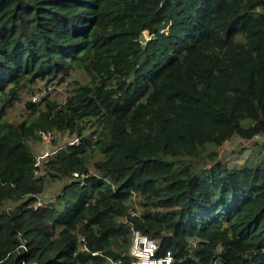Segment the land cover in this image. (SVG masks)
Segmentation results:
<instances>
[{
	"label": "trees",
	"instance_id": "obj_1",
	"mask_svg": "<svg viewBox=\"0 0 264 264\" xmlns=\"http://www.w3.org/2000/svg\"><path fill=\"white\" fill-rule=\"evenodd\" d=\"M234 134L264 135V0H0V264H131V224L172 264H264V155L229 165Z\"/></svg>",
	"mask_w": 264,
	"mask_h": 264
},
{
	"label": "rangeland",
	"instance_id": "obj_2",
	"mask_svg": "<svg viewBox=\"0 0 264 264\" xmlns=\"http://www.w3.org/2000/svg\"><path fill=\"white\" fill-rule=\"evenodd\" d=\"M52 86L53 88L50 91V96H53L60 101H63L66 94L68 93V89H69L68 83H62L60 85H52ZM19 109H20V105L17 103L10 112L11 116L16 115L12 117V119L18 118L17 113L20 111ZM63 134L64 135L61 136V138L60 136L55 135V138L57 136L59 140H61L59 145L63 144L66 141L68 142L70 140L69 138H66L65 133ZM52 140H53V137L48 142H45V141L42 142L41 139H36L35 142L33 140H29V143L34 150V153L36 155H39L42 152H45L48 150L50 151V148L52 147L50 145ZM255 145L260 146V147H256ZM263 146H264V138H261L259 140L253 139V137L245 139L238 134H234L224 142L223 148L226 152H228L226 153L224 160H226V162L229 165H235V164L242 163L245 159H256L258 156L264 155ZM239 148L241 149L240 152L237 151ZM58 191H59V186L56 183L50 182V184L47 185L45 191L41 193L40 195H38L39 199H37V202L40 201L43 203V202L54 199Z\"/></svg>",
	"mask_w": 264,
	"mask_h": 264
},
{
	"label": "built area",
	"instance_id": "obj_3",
	"mask_svg": "<svg viewBox=\"0 0 264 264\" xmlns=\"http://www.w3.org/2000/svg\"><path fill=\"white\" fill-rule=\"evenodd\" d=\"M150 35L148 32L143 31L139 37V42L145 44ZM52 85H46L45 87L41 88L40 90L36 91L32 96L31 100L33 102H38L39 100L43 99L44 96L52 90ZM41 136V141L48 142L51 140V136L43 131L39 132ZM264 138V135L256 134L253 136V139L259 140ZM78 142V138L74 137L70 139L66 144L67 145H74ZM51 152L45 151L39 155H36V162L35 165L39 166L41 164V160L49 155ZM77 175V173H73ZM39 205L37 202L35 207ZM130 215H135L134 211H130ZM131 235H130V244L128 248V255L131 258V264H172V253L170 250L165 251L161 255L156 254L157 244L154 239L150 238L147 234L143 233L137 228H134L133 225H130ZM84 240V238H82ZM218 253L221 252L222 247L219 246L217 248ZM218 259H214L210 264H218ZM113 264H123V260L121 258H117L112 260Z\"/></svg>",
	"mask_w": 264,
	"mask_h": 264
},
{
	"label": "crops",
	"instance_id": "obj_4",
	"mask_svg": "<svg viewBox=\"0 0 264 264\" xmlns=\"http://www.w3.org/2000/svg\"><path fill=\"white\" fill-rule=\"evenodd\" d=\"M256 146V145H255ZM256 147H260V146H256ZM264 147V146H263ZM262 148V147H261Z\"/></svg>",
	"mask_w": 264,
	"mask_h": 264
},
{
	"label": "clouds",
	"instance_id": "obj_5",
	"mask_svg": "<svg viewBox=\"0 0 264 264\" xmlns=\"http://www.w3.org/2000/svg\"><path fill=\"white\" fill-rule=\"evenodd\" d=\"M77 143H78V142H77ZM77 143H76V144H77Z\"/></svg>",
	"mask_w": 264,
	"mask_h": 264
}]
</instances>
